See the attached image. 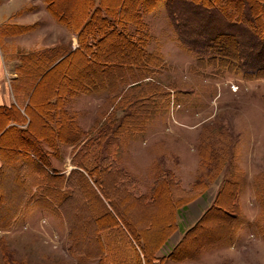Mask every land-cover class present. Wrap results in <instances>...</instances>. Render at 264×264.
<instances>
[{"label":"rangeland","instance_id":"obj_1","mask_svg":"<svg viewBox=\"0 0 264 264\" xmlns=\"http://www.w3.org/2000/svg\"><path fill=\"white\" fill-rule=\"evenodd\" d=\"M74 1L80 2L52 0L56 14L68 16L65 21L52 15L46 0H0V86L7 87L9 81L14 98L30 116L28 146L36 148L33 138L41 139L47 163L36 171L21 167L27 183L21 186L15 171L26 161L18 150L27 143L3 130L7 119L1 114L0 264H101L97 228L102 230L104 252L110 255L102 260L131 264L122 258L130 248L119 240L116 229H110L114 221L102 217L104 211L96 207L91 190L81 186L77 166L84 161L94 167L114 152L118 172L107 170L103 175L107 195L120 211H127L125 218L134 232L145 233L150 249L160 242L154 264H264V75L245 80L235 68L198 66L195 52L177 38L189 29L163 4L153 14H142L149 37L145 49L156 56L146 85L126 94L127 87L116 82L109 90L84 89L83 82L105 88V82L116 81L113 73L120 75L118 65L129 58L123 51L126 43L115 37L104 41L92 60L77 53L88 43L85 34L72 28L81 25L89 2L77 10ZM99 2L95 0L97 8ZM135 3L105 0L112 8ZM176 7L182 9V4ZM125 10L123 14H134L131 8ZM188 10L195 16L188 25L196 31L208 28L199 27V21L211 18L216 24L219 18L203 8ZM218 26L227 30L225 24ZM129 32L134 34V28ZM234 33L246 34L237 29ZM131 36L139 41L144 31L140 37ZM43 54L66 58L60 65L56 64L62 60H32ZM2 100L6 104L7 95L1 93ZM82 150L87 154L80 155ZM168 173L173 179L169 184L162 180ZM46 174L62 177L51 184ZM124 177L133 180L130 186L136 193L150 195L155 188L151 195L156 202L149 207L123 195L117 186ZM67 183L73 190L65 189ZM197 183L200 195L182 207L180 189ZM225 186L226 212L235 217L238 228L232 242L214 247L221 217H211L198 228L197 223ZM43 190L49 195L43 196ZM60 191L66 193L63 199ZM53 197L50 212L47 204H38L40 199L50 203ZM172 217L175 227L167 228ZM191 229L195 231L179 246ZM231 232L226 229L229 238Z\"/></svg>","mask_w":264,"mask_h":264},{"label":"trees","instance_id":"obj_2","mask_svg":"<svg viewBox=\"0 0 264 264\" xmlns=\"http://www.w3.org/2000/svg\"><path fill=\"white\" fill-rule=\"evenodd\" d=\"M46 1L48 3L50 12L56 19H62L65 21L67 20L68 16L66 17L65 14H60V16L56 14L53 9L54 3L52 0ZM55 1L56 4H58L59 0ZM79 1L80 2L74 1L75 5L72 6L74 7L73 9L79 10L82 4L89 2L88 9L81 25L73 27L72 29H77L81 34H85L88 44H81V47L78 49L79 52L77 53L80 54L81 52V55H83L84 58L87 57L92 60L91 58H94L95 54L98 53L97 49L100 48L101 44L107 39L115 37L126 43V47H124L125 50L123 51L126 52L125 56L129 58L128 62L118 65L121 73L120 75L117 71L113 73L112 76H116V81L110 83L105 82V88L98 85L97 82H83L82 86L84 89L89 87L94 92L106 89L109 90L113 83L116 82L120 86L122 85L127 87L128 90L125 91L126 94L135 87L146 85L143 83H145V79L150 76V66H154L156 56L153 53L147 52L145 49L147 42L149 43V37L147 33V27L143 22L142 12L153 10L161 2L165 4V8L170 14L173 16L180 15L182 18L179 19L184 22V27L189 29L186 30L184 35L178 33L177 38L179 42L188 46L189 49L195 52L197 55L198 66L203 68L206 66H210L212 68L220 67L225 71H231L232 68H235L238 69L245 80L255 79L264 75V0H137L138 3H135V7L133 4V7H129L134 11V14L132 15L123 14L125 8V11H129L128 6L123 8L122 5H119L112 8L105 4V0H100V7L97 8L95 0H84V2L81 0ZM109 2L112 4L115 2V0H109ZM178 2L182 4V9L178 7L175 8L176 3ZM201 3H206L207 6H203ZM190 7L197 10H201L203 8V10L205 9L204 11L209 13L215 12L220 19L218 18V20H216V24H213L214 20L211 18H209V20L199 21V27L201 26L208 28H203L199 31L190 29L191 27L188 25V20L190 21V18L195 17L193 12L188 10ZM218 24H225L227 30H219ZM68 26L70 27L69 23ZM130 27L134 28V34L130 32L128 33V28ZM229 28H232L235 31L237 29L241 33L246 32L245 37L236 35L238 33H234L235 31H231ZM140 29L144 31V36H142V38L138 41L131 35H139L140 37ZM230 40L232 41L230 42ZM245 40L247 42H245ZM246 44H248V47H246ZM222 46L227 49L226 52H223V49L221 48ZM127 47H129L130 51L133 52L128 53L129 50H126ZM245 47L246 49L243 50ZM65 58L59 57L55 59L54 57L51 59L47 54L37 56V58L32 56V60H37V63L39 64H48L50 61L54 60L55 61L53 63H57L58 61L62 60L56 64L60 65L65 61L63 60ZM105 67L107 66H104V68ZM43 73L45 72H41L39 75H42ZM105 81H107V79ZM1 114L2 113L0 112V115ZM28 115L29 114H27V120L23 115L20 116L19 112L14 110H7V115H5L7 119V125L10 122L15 123V126L10 127L7 132L11 133L17 138L24 139L26 141L24 143H27L24 147L20 146L18 150L20 152L19 158L23 156L26 161L18 164L15 171V173L19 174L21 186L27 184L23 178V175L20 173L21 167L24 169L29 167L32 169V171H36V168L43 169V166L47 165V163H45L42 159L43 150L41 147V139H36V137L35 139L33 138V143H35L36 148L33 149L31 145L28 146V142H32V140L27 137L28 135H32V125L31 127L28 126V121L31 122L30 116ZM24 124L28 127L20 128L21 126L24 127ZM44 125L46 128L51 129V136L54 135V130L47 124ZM58 139L60 140V138ZM86 154L87 151L85 150H82L80 153L82 156ZM107 157L108 160L105 158L103 162L97 163L94 167H90L84 161L77 163V166L80 168V182L83 183V185L81 183V186L91 190V193L96 200V207L103 209L104 211L102 217H108L114 221V225L110 229H116V235L118 236L119 240L130 248V251L123 252V256H126L122 258L130 260L131 264H154L156 253L161 248L160 242L156 244L153 249H150V247H148V241L145 233L141 230L134 232L132 225L129 224L125 218L127 216V211L123 210V208L122 213V211H120L113 203L110 196L107 195L106 186L104 185L103 181V175L107 170L109 173L118 172V170L115 168L116 153L114 152L112 155L107 153ZM46 176V181L51 184L55 182V177H62L56 175L51 176L49 174H46ZM162 180L168 184L169 182L171 183L173 181L172 176L169 175V173L164 176ZM199 183L195 184L189 190L180 189L183 202L182 207H185L188 203H191L194 199H196V197L200 195L198 194L199 191L196 188ZM227 183L228 181L225 183V185ZM130 184H134L133 180L129 181L128 177H124L121 178V187L117 186V188L122 190V192L124 191L123 195L135 203H141L150 207V205L156 202V198L151 195L155 188L151 191L150 195H143L139 194L138 192H134ZM65 189L73 190V188H71L68 183L65 186ZM48 191L49 190H43L41 193L43 196H47L49 195ZM225 192L226 186L222 187L215 199L214 205L205 212L201 220L197 223L198 228L202 227L204 222L211 217H215L216 215L221 217L223 223L220 224L218 231L215 233V239L212 243L214 247L220 243L224 245L228 242H232L235 235L234 230L235 228H238L234 224L235 217L233 215H229L228 212H226V209L228 208H226L223 197ZM60 193L63 199L66 193L62 191H60ZM52 195L57 197L59 196L55 195V192H53ZM119 197L120 196L118 195L117 198ZM43 201L44 199H40L38 204L40 206L47 204L48 208H46V210L49 212L52 211L50 205L53 206V203L55 204V197L52 198L50 203L48 201ZM63 206L64 205L60 206L59 208L63 209ZM61 214L65 219H68L64 210H61ZM167 223V228L175 227V219L173 217ZM229 228L232 231L230 238L226 234V229L228 230ZM194 231V229L188 231L184 239L180 242L179 246L184 245ZM101 233L102 230L97 228L95 235L98 241L97 244L100 246V253L103 255H99L97 259L101 261V264H106L103 260H106V258L110 257V255L109 252H104V243L102 242L104 240L102 239L103 237L101 238L100 236Z\"/></svg>","mask_w":264,"mask_h":264},{"label":"crops","instance_id":"obj_3","mask_svg":"<svg viewBox=\"0 0 264 264\" xmlns=\"http://www.w3.org/2000/svg\"><path fill=\"white\" fill-rule=\"evenodd\" d=\"M163 4L164 3H160L157 7H155L153 10L151 11H143L142 14L144 13H147V14H153L155 11H158V10H161L163 8ZM162 7V8H161ZM161 8V9H160ZM19 9H22V7H19ZM22 10H18L16 13L17 14H20ZM19 18H23L21 17V15L19 16ZM9 74V73H7ZM11 76V74H10ZM7 79L9 80V77H7ZM7 88V91H3V90H6ZM4 94V95H7V103H3L5 101L2 100V102L0 101V109H3V110H0V112L3 114L4 118H6L5 115H7V110H14L16 112H19V115H23L24 118L27 120V114L26 112L23 110L22 106H20V104L17 102V100L14 98V95L12 93V90H11V85L8 81L7 83V87H1L0 86V94ZM5 99V98H4ZM15 126V123L14 122H10L8 125H7V122L3 128L4 131H7L10 127H13ZM22 127V126H21ZM20 127V128H21Z\"/></svg>","mask_w":264,"mask_h":264}]
</instances>
